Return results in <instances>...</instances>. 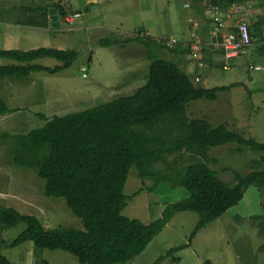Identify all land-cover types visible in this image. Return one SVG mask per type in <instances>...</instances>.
Segmentation results:
<instances>
[{
	"label": "rangeland",
	"instance_id": "obj_1",
	"mask_svg": "<svg viewBox=\"0 0 264 264\" xmlns=\"http://www.w3.org/2000/svg\"><path fill=\"white\" fill-rule=\"evenodd\" d=\"M209 1L0 0V50L54 48L79 54L70 68L59 72H33L20 80L0 79V98L10 109L17 110L0 116V205L35 216L49 229L59 226L82 229V222L67 209L62 199L44 196V182L34 171L20 169L9 162L12 147L1 135L27 133L42 127L45 120L54 115L91 109L128 96L144 85L150 59L139 55L142 45L133 42L104 47L99 44L107 38L127 40L141 32L142 38L147 35L151 39L176 40L175 47L180 54L171 55L163 50L160 53L190 76L195 87L211 89L238 84L219 93L215 101L189 102L188 118L206 119L213 127L225 124L246 139L264 142V57L255 44L260 41L256 39L242 58L232 60L229 69L224 70L221 47L213 45L212 52L204 47V41L214 44L216 40L208 36L214 25L206 18ZM54 2L81 11L80 17L72 23L71 18H66L69 24L62 22L59 28H54L43 18V12L23 10L30 7L35 11ZM248 5L250 8L235 15V20L259 22L264 42V0H249ZM192 20L201 26L199 34L195 35L192 30ZM200 35L204 40L203 48L190 50L189 46L195 45ZM199 60L205 62L204 68L197 66ZM210 61L211 64L207 63ZM33 63L52 70L61 66L50 58ZM10 64L16 62L0 58V65ZM195 76L200 78L199 82L194 81ZM236 147V144H226L208 152V167L225 183H234L235 172L242 176L248 174L252 161L261 156L247 148L238 152ZM181 161L179 166H183ZM152 183L150 180L142 182L134 169L129 171L123 193L132 199L122 213L125 217L148 224L161 216L166 205L187 195L184 189L169 183L148 191ZM263 204L264 186H250L239 203L195 233L200 216L191 211L175 213L145 250L125 264H264V249L259 250L264 244V235L259 236L258 224L250 219L264 214ZM24 229V224L11 229L0 227V255L11 263L80 264L66 252L38 249L31 242L12 247V242ZM187 244V248L168 254Z\"/></svg>",
	"mask_w": 264,
	"mask_h": 264
},
{
	"label": "trees",
	"instance_id": "obj_2",
	"mask_svg": "<svg viewBox=\"0 0 264 264\" xmlns=\"http://www.w3.org/2000/svg\"><path fill=\"white\" fill-rule=\"evenodd\" d=\"M248 1L210 0L209 3L222 11L234 4L248 8ZM51 9L56 11L60 25L68 23V18L72 23L81 14L61 2L35 11L23 7L27 13L43 12L46 19ZM246 23L251 44L258 39L257 51L264 57L261 24ZM140 35L141 32L127 40L107 38L99 42L104 47L133 42L142 45L139 55L150 59L149 71L145 84L132 94L78 113L54 115L42 127L24 134L1 135L12 147L9 162L20 169L34 171L44 182V196L62 199L82 222V229L62 226L49 229L35 216L0 205L1 228L25 226L12 247L31 242L38 249L66 252L80 264H125L145 250L175 213H197L200 220L195 233L239 203L248 187L264 186V169L260 170L264 164V142L246 139L225 124L213 127L206 119H189L186 114L189 102L215 101L219 93L238 84L211 89L195 87L190 76L162 56L164 51L180 54L177 47L166 49L154 39ZM219 53L223 55L222 51ZM78 57L77 51L54 48L0 50V58L16 62L0 65V79L20 80L33 72H59L70 68ZM42 58L54 59L61 66L52 70L33 63ZM16 111L0 98V116ZM226 144H236L238 152L247 148L261 153L259 159L252 161L248 174L234 173V183L221 181L207 165L209 149ZM180 161L183 166H179ZM131 169L142 182H153L148 191L169 183L184 189L187 195L166 205L161 216L148 224L127 218L122 213L132 197L126 196L123 190ZM250 219L258 224V234L263 236L264 214ZM189 244L176 247L168 254ZM260 249H264V244ZM0 264L13 263L0 255Z\"/></svg>",
	"mask_w": 264,
	"mask_h": 264
},
{
	"label": "built area",
	"instance_id": "obj_3",
	"mask_svg": "<svg viewBox=\"0 0 264 264\" xmlns=\"http://www.w3.org/2000/svg\"><path fill=\"white\" fill-rule=\"evenodd\" d=\"M250 8V6H248ZM243 7L240 4H234L228 9L219 10L217 7L210 5L206 11V18L211 19L213 22V28L208 36H211L213 39L216 37V40L213 43L206 42L202 39V36H198V40L195 45L189 46L191 50H198L203 48V41L204 47L207 46L209 50H214L213 45L220 46L221 48L219 51L223 53L221 56L223 58L224 64L223 69H229V60L231 58L239 57L245 54L247 48L251 45V35L249 33V26L246 22L242 20H235V15L243 14L244 9H248ZM246 13V12H245ZM233 21H236V25H233ZM192 30L196 34H199V31L202 30L199 23L195 20L191 21ZM144 37V36H143ZM148 36L146 35L147 38ZM156 43L160 44L166 49H174L176 48L177 41L174 39H154ZM154 52V50H153ZM197 56V55H195ZM197 66L199 68H204L205 62L199 60L197 62ZM84 71V69L82 70ZM195 82L200 81L198 76H195Z\"/></svg>",
	"mask_w": 264,
	"mask_h": 264
},
{
	"label": "crops",
	"instance_id": "obj_4",
	"mask_svg": "<svg viewBox=\"0 0 264 264\" xmlns=\"http://www.w3.org/2000/svg\"><path fill=\"white\" fill-rule=\"evenodd\" d=\"M91 5V4H90ZM194 14H195V12H194ZM80 17V16H79ZM44 19H46L45 17H43ZM47 20H49L50 21V24H51V26H52V24H53V22L51 21V19H50V15H48V17H47V19H46V21ZM54 25H55V27L54 28H59V26H60V24L58 23V21H54ZM184 32H185V29H184ZM186 38V37H185ZM151 52L153 51L152 50V47H150V49H149ZM239 58H242L241 56H239V57H236V58H231L230 60H229V67H230V62L232 61V60H234V59H239ZM208 63V62H207Z\"/></svg>",
	"mask_w": 264,
	"mask_h": 264
},
{
	"label": "water",
	"instance_id": "obj_5",
	"mask_svg": "<svg viewBox=\"0 0 264 264\" xmlns=\"http://www.w3.org/2000/svg\"><path fill=\"white\" fill-rule=\"evenodd\" d=\"M55 13H56V11L53 10V9H51V10L49 11L50 19H51V21L53 22L52 25H54V21H57V17L55 16ZM54 26H55V25H54Z\"/></svg>",
	"mask_w": 264,
	"mask_h": 264
}]
</instances>
